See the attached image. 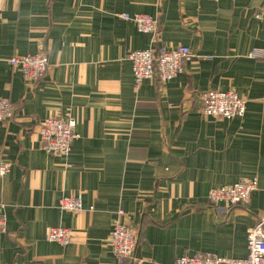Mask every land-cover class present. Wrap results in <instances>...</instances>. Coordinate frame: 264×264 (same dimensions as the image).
Returning a JSON list of instances; mask_svg holds the SVG:
<instances>
[{"label":"crops","instance_id":"0c3cea01","mask_svg":"<svg viewBox=\"0 0 264 264\" xmlns=\"http://www.w3.org/2000/svg\"><path fill=\"white\" fill-rule=\"evenodd\" d=\"M263 0H0V264H119L107 239L117 210L137 230L139 264H173L208 252L246 256V232L264 214ZM148 13L155 34L120 14ZM187 46L184 72L134 85L129 52ZM258 50L257 57L249 52ZM47 55L35 82L11 68L16 54ZM234 90L244 115L204 117L200 94ZM71 117L69 153H46L37 125ZM257 179L247 205H212L208 191ZM81 193L83 210L58 208ZM93 209L89 211V207ZM51 226L71 242L46 240ZM123 264H137L126 259Z\"/></svg>","mask_w":264,"mask_h":264},{"label":"built area","instance_id":"2783aa9c","mask_svg":"<svg viewBox=\"0 0 264 264\" xmlns=\"http://www.w3.org/2000/svg\"><path fill=\"white\" fill-rule=\"evenodd\" d=\"M217 1V0H213ZM120 16L130 21L136 29L145 34H155L157 20L148 13H122ZM254 17L264 21V0L256 9ZM251 57L260 55L258 50L248 54ZM193 56L191 50L184 45L170 48L156 47L137 49L129 52L128 59L132 64L134 85L138 87L143 80L154 81L160 92L165 84L184 72L185 65ZM8 65L20 71L27 81L35 82L46 70L47 55L44 52L35 54H16L7 60ZM246 100L234 90H207L200 94L199 111L204 117L215 119H233L244 115ZM15 108L11 101L0 97V124L13 119ZM76 121L71 117L48 116L38 125V136L42 149L49 154L66 156L72 142L77 138ZM9 164H0V175L8 171ZM257 189V179L240 180L234 184L212 188L207 199L212 205L223 203L225 206L247 205L252 193ZM58 208L63 211L80 212L83 210L81 193L62 196L58 200ZM93 206L89 207V211ZM6 225L5 215L0 211V231ZM73 233L70 229L51 226L47 229L46 240L66 245L71 242ZM137 230L129 221L128 216L119 209L116 212L113 226L107 239L119 264L131 259L137 264L140 260L134 257L137 242ZM246 256L229 258L208 252H195L192 255L178 257L173 264H264V214L246 232Z\"/></svg>","mask_w":264,"mask_h":264},{"label":"rangeland","instance_id":"374dc122","mask_svg":"<svg viewBox=\"0 0 264 264\" xmlns=\"http://www.w3.org/2000/svg\"><path fill=\"white\" fill-rule=\"evenodd\" d=\"M73 238V237H72Z\"/></svg>","mask_w":264,"mask_h":264}]
</instances>
